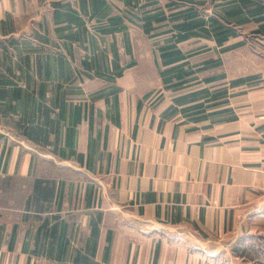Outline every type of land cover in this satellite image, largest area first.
I'll use <instances>...</instances> for the list:
<instances>
[{"label":"crops","instance_id":"0c3cea01","mask_svg":"<svg viewBox=\"0 0 264 264\" xmlns=\"http://www.w3.org/2000/svg\"><path fill=\"white\" fill-rule=\"evenodd\" d=\"M103 1L96 12L92 0H0L4 60L8 44L16 60L22 46L13 18L32 4L42 14L0 84L20 95L0 100V264H226L264 232V73L253 88H229L226 118L190 123L122 86L117 59L112 77L80 61L95 89L80 87L85 73L48 71L55 58L70 62L72 45L88 46L77 35L91 30L87 17L111 22L150 0Z\"/></svg>","mask_w":264,"mask_h":264},{"label":"rangeland","instance_id":"374dc122","mask_svg":"<svg viewBox=\"0 0 264 264\" xmlns=\"http://www.w3.org/2000/svg\"><path fill=\"white\" fill-rule=\"evenodd\" d=\"M187 2V0L135 2V5L132 7L133 13L129 12L128 15L112 14L111 17L118 15L121 17L122 22H128V26L124 31H117L112 34L108 30L113 24L107 22L104 16L95 15L87 17L86 19L89 22L91 30L88 31V34L81 32L77 35L80 37L84 36L85 39L88 38L90 40L88 46L77 48L72 45L73 57L72 55L70 56V62L67 64L66 62L59 61L58 63L55 58L51 61L52 64L50 63L51 70L85 73L88 77L85 83L82 80L80 81L83 83L80 87L95 89L101 85V82L90 78L89 72L80 64V61L84 58L88 61V67H92L90 73H105L108 77H112L119 72L114 65V61L117 59L120 63L119 69L123 67V74H125L119 79V83H122L121 85L124 87L132 88L135 96L137 95L143 101H147L151 107L163 104L169 105V107L176 106V99L178 97L190 93H195L198 100L203 101L206 95L202 91L207 88L211 92H215L230 87V92L234 93L261 84L260 78L264 73V33L258 31L260 29L259 22L251 21L236 26L235 28H237L239 35L231 37L223 45H218L215 40L204 36H192L185 41L177 43V47L189 55L186 63L177 65L181 66L180 70L184 73H190V75L185 78L183 84L168 87L164 82V77L167 75L166 73L171 68V65L166 66L163 64L160 47L173 43L175 32L173 29H175L177 23L182 21L179 12L194 6L199 11V14L207 20L217 17L224 22L221 13L224 12V8L230 7L232 3L228 0H205L202 4L188 5ZM48 8L47 4L41 5L42 13H46L45 20L49 19L48 21H51ZM37 10L33 4L30 7L26 5L23 10L25 16L23 17L21 14L13 18V23H16L20 29H24L23 32H20L22 34V46L16 49L17 60L15 59L16 54L10 44L6 48H8L10 55H12L11 59L5 58L4 60L0 52V75L3 73V75L12 76L11 73H14L16 70L18 71V61L20 60L21 53L30 50V45L27 44L26 40L29 41L28 37L31 34L32 20H39L42 17V14H36ZM110 12L115 13L114 9H111ZM148 13H161L167 17L166 21L155 22L154 25L157 28L150 34L146 33L143 27L145 14ZM101 29H104V31H101ZM23 55L25 54L23 53ZM22 57L25 60V56ZM207 61L211 62L207 64ZM131 63L133 66L126 68V65ZM216 63L218 64L216 65ZM10 65L12 72L7 68ZM24 65L27 66L26 64ZM33 70L37 71L36 64L33 65ZM43 70L45 69L43 68ZM19 72L21 73L22 70H19ZM212 75H225L226 77L213 83L204 82L206 77ZM241 77H247L246 83L232 87L231 83ZM117 79L115 77L114 81H112L113 86H116ZM226 84L228 85L226 86ZM70 87L79 86L67 85V88ZM146 94L150 95L149 98L146 97ZM81 95L79 93L76 98H82L83 96ZM224 99L220 98L208 103V107L203 113L194 111L192 114H186L182 111L184 105H179L176 107L173 116H177L178 120L184 119L190 123H212L226 118V113L214 114L222 107L216 105V103ZM199 117L205 118L197 120ZM263 235L264 232H262V235H254L253 237L239 241L234 248L236 249L234 251L236 255L226 256V264H264Z\"/></svg>","mask_w":264,"mask_h":264},{"label":"trees","instance_id":"16d2710c","mask_svg":"<svg viewBox=\"0 0 264 264\" xmlns=\"http://www.w3.org/2000/svg\"><path fill=\"white\" fill-rule=\"evenodd\" d=\"M191 4L200 3L202 4L205 0H187ZM231 3L230 7L224 8V12L221 13V17L223 18L224 22L217 17H212L211 19H206L202 15L199 14V11L194 7H190L184 9L183 11L179 12V16L182 17V21L175 25V32H174V40L173 43L166 44L160 47V54L162 57V62L166 66H170L171 68L167 71V75L164 77V82L169 86H177L181 85L185 82V78L190 75V73H184L180 70V63H186L189 58V55L184 53L180 48L177 47V43L185 41L192 36H204L207 38H211L217 42L218 45H223L227 42L231 37H236L239 35L237 28L238 25L246 24L251 21H256L260 23L259 32L264 33V0H228ZM105 4L103 0H92V6L94 7L95 11H99V9ZM178 16V17H179ZM55 17L58 21L67 20L71 22L79 23L80 21L73 15H67L63 12L59 13L56 11ZM114 27L111 30L122 29L125 30V26H121V17H111L110 18ZM167 17L162 15L161 13L153 14L148 13L145 14L143 27L146 33L150 34L155 28V22H163L166 21ZM173 32V31H172ZM159 34V33H157ZM14 43V41H12ZM236 46V45H235ZM231 48V47H230ZM9 53V52H8ZM10 58L11 56H6V59ZM211 62V61H210ZM207 61V64L210 63ZM218 63H216L217 65ZM10 72H12L11 65L8 66ZM50 70V65L48 66V71ZM119 75L121 72L118 73ZM2 75V76H1ZM0 75V84H7L9 81L6 78V75L1 73ZM5 76V77H4ZM225 75H212L206 77L204 82L206 83H213L220 79L225 78ZM177 80V81H175ZM247 77H241L234 80L231 83L232 87H236L239 85H243L246 83ZM229 88L226 87L225 89L217 90L215 92H211L209 88L203 89L204 94L206 95L205 100L199 101L197 95L195 93H190L178 97L176 99V106L168 107L167 110L164 112L165 117L173 116L176 107L179 105L183 106L182 111L186 114H192L194 111L198 113H203L206 108L208 107V103L213 102L215 100H219L220 98H225L222 101H218L216 105L226 106L228 102L227 97L229 96ZM208 95V96H207ZM150 95L147 94L146 97ZM19 99V93L13 91L10 94V91L6 89V86L0 87V100L1 104L8 105L9 103L12 104L11 99ZM11 100V101H10ZM142 102L139 101V107H141ZM228 112L225 109H219L214 114H223ZM205 117H199L197 120L202 119ZM231 118H236L231 117ZM236 249H234L235 251Z\"/></svg>","mask_w":264,"mask_h":264}]
</instances>
